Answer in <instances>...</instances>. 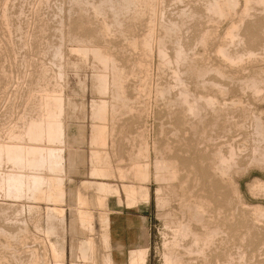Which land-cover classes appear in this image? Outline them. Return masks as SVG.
<instances>
[{
	"label": "bare ground",
	"instance_id": "6f19581e",
	"mask_svg": "<svg viewBox=\"0 0 264 264\" xmlns=\"http://www.w3.org/2000/svg\"><path fill=\"white\" fill-rule=\"evenodd\" d=\"M165 3V0H123L122 5L121 7H119V9H113L115 6L112 7V22L108 20L109 17L106 12L102 11V9L100 8H94V5V7H92L94 8V17H96L95 21L89 15L90 13L85 11V9H83L82 7H75L71 9V11L74 12V16L71 17V20L78 19V21L76 20V22L80 23H77L79 24L78 28H75L76 26L74 27V24L76 23L75 21H73L72 24H69L68 39L73 43L75 42L71 48V51L76 53L78 56H81V53H85L84 55H86V53L93 55L98 69L95 73L97 78V88L101 93H105L108 90H106L108 77H112L111 81L113 79L114 83H112L114 86L116 84H119L122 85L123 88H125V85L129 80V75L126 73L125 68L121 65V63L126 62L127 64L133 66L134 70H132L130 74L133 76L131 79L134 78L136 80L135 90L138 94V96H136V100L139 99L137 101L138 104L136 103L137 105H135L131 97L125 94V92H127L126 89L125 92L121 89V92H124L123 95L119 92L120 90H118L119 93L117 92L116 96L118 98H121V100L122 97L124 98V101L126 103H123H125L127 111L123 113L125 115V113L127 112V114L132 115V117H130L131 115H128L127 120L129 121L130 118L135 120L136 123L133 124L138 129L144 128L145 124L141 119L146 116L145 114L148 115L149 111H151V98L153 97V90L150 85L151 70L153 64L152 52L154 51V46L156 45L158 52L157 56H159L158 58L160 59V61L164 65L173 69L169 70H172L173 72V77H171L174 79V82H172V85H169L168 87L164 86V88L156 90L154 94L155 99L153 101H155V104L158 106L161 103L164 106L163 108H165L169 113L165 114V110L159 106L164 110V114L166 115H164L166 117L165 119H167L168 115H174V118L176 117V125L184 127L186 129L188 128L185 133L187 131L188 135L189 132L191 133L189 136H192L193 140L190 141H194L195 148L197 150H200L201 153L199 158V165L196 166V164H193V162L195 163L193 159H191L192 163L189 166L187 165L191 162L190 160L186 159L187 157H189V151H187L188 154L185 155V160H180V157L178 158L174 153L178 150L173 151L175 147L172 149V147L170 146L172 145V143H165L166 145H163L164 148L162 149L160 148L162 144H160V146L157 144V142H155V144L153 145L150 144V135L147 129L146 136L138 134L139 136H141L138 147L134 145L137 140L136 142L133 140L134 146L130 145L134 148L131 149L130 147V149L128 150L129 160L127 164L123 165L121 163L125 162L128 158L126 160L121 158L119 159L120 165L114 168L112 162L109 160L110 158L107 157L108 153H104L100 150L103 148H107V145L110 144L108 143L109 126L106 123V120L108 122L107 116L109 112V104L107 101H103L102 103H100L101 105H99L94 113V118L98 119L99 124L96 122V124L92 126L91 142L95 146V149L92 152L91 159V178L108 180L113 176H118L123 182H127L129 177H133L136 180L135 184L132 183L131 185H127V183H124L122 185L127 195L126 200H128L127 204L129 206H137L138 200L136 199V195L139 193L142 194L141 196L143 198V203L150 201L149 189L151 186L148 188V183L152 179L157 185L156 188L158 194L156 195L159 198L160 202L164 205L168 204L170 201H173V199L171 197H168L167 195L165 196L163 190L165 189L167 191H177V206H175L173 209L171 208L172 211L169 213L168 218L166 219V231H164L163 234L164 244L163 249L160 250V255L162 258L161 264H264V252L261 253L262 248H259L260 245L264 244V205L262 206V204H260L257 206H252L250 205V203L247 204L245 202H241L240 208L233 202L234 199H232L229 195V193L231 192L234 196L241 194L238 187L239 184H237L235 176L238 175V168L240 167L241 162L244 160L243 154L241 150L238 151L236 149L235 146L238 145H233L235 144L233 142V138L232 143L229 142L227 138V143L225 141V143L223 142L217 145H212L213 143H210V141L213 137L211 138L209 135H207V130L205 127V124H211V122L206 123L208 116L210 115L217 116L219 121L220 115L225 114L226 122H224V127H226L227 125L229 127V125H231L229 122L232 121L231 119L234 118L235 114L240 113L242 116H246V112L251 111L249 108L247 109L248 111H246L245 105L247 104V102L246 104H244L245 102H243L242 96V98L239 96V98H231L229 96L230 83L236 84L237 82L239 88L243 92H251L256 101L260 100L262 97V93H264V44H262L260 48H257L260 45L258 44L256 49L248 48L245 45L246 42L251 43V40L256 37V28L259 24V22H257V19L260 16H264V0H206L205 11L209 15V20L211 22L214 21V23L210 26L204 27L201 30L198 29L199 32L196 34L197 37L195 39V46L193 48L185 43V39L183 40L184 33L183 35L178 34V32L181 31L183 25L181 24V26L178 22L175 23V20H173L174 22H172L171 17L170 19L168 18V12ZM6 12L7 11L2 12L3 16H6ZM186 13L187 12L184 9L182 11V14ZM182 14L180 12L179 15L182 16ZM198 14H201V12L192 11V14L190 15L196 17ZM3 16L2 18H5ZM252 17H255L256 20H254L253 22H251L252 20L249 21V25L245 26L247 19L249 20ZM143 20L147 22V27L145 29L148 28V31L147 34H144L142 36L141 34L138 35V32L136 31L138 29L140 30V28L137 29V26ZM6 22L8 21L5 20V24H7ZM41 24L42 23H40L39 31L44 30V27ZM157 25H159V34L156 36L155 33ZM5 26H8V24ZM242 27L244 29V33L240 32ZM8 28L10 27L8 26ZM114 28L119 33H121V40H119L118 38L119 41H116V39L114 40V38L117 37L116 34L113 33ZM8 30L10 31V29ZM98 40H102L105 45H93V43L98 42ZM237 43L239 45H245V49H243L242 47V51L244 52L241 54L236 53L238 51L235 48V53H232L230 50V44H234V46H237L235 45ZM88 44H91V49L87 48ZM237 48L240 49V47ZM62 49V46L56 47L54 50V56L59 58L62 57ZM259 50H261L262 52L257 53V51ZM159 69H161L160 66ZM41 70V77L47 76L50 73V69L48 68H43ZM163 70H165V68ZM163 70H161V72ZM239 73L241 75L237 76L236 78V75ZM59 75H64L62 65H60ZM194 76L198 82V85H196L199 88V91L197 92H194L191 89L186 79L187 77ZM116 87L114 88L116 89ZM172 89H178V92L175 94V96H172ZM61 91L57 89L51 90L48 86L42 88V90L39 92L34 90L30 91V94L27 98V103L29 102L30 104H33V106H37V108L39 106L38 109L40 110V115L37 116L38 113H36L37 115L35 116H37V118L31 117L34 119L27 121L28 123L25 127V130L23 129V134L25 137V141L23 140L24 142H21V139L19 140V138L21 137V135L19 134L21 133L16 132V134H18L16 135L14 133V129H11L13 128L12 125V127L10 128L11 130L9 131L11 135H15H12L14 141L11 140L9 143L5 142L6 144L4 143L0 145V165L2 162L4 164L6 161H8L20 169L19 171L15 169L18 172L9 171L6 172L7 174L5 173L6 176L4 178V183L1 184L2 181L0 180V196H2L3 191V194L6 198L20 199L26 193V191H30L32 196L30 198L34 201L41 202L43 200H46L48 202H56L57 204L60 198H63V190L56 194L55 198L54 193L56 188H62L64 175H58L57 177L52 178V176L54 175L46 177L42 172L43 170L47 169L50 173H55L59 171L58 168H61L59 173H63L65 171L64 147L66 146V129L63 116L66 111V104ZM112 92L115 91L112 90ZM113 96L115 97V95ZM118 98H116L117 103ZM146 100H149V102ZM228 100H230L231 102H228ZM245 100L248 101L247 97ZM115 105V107L120 106L121 108V105ZM115 110H113V114H115ZM119 110L116 111L117 114ZM122 110L123 109L121 108V111ZM252 113L253 116L255 115V118H253L252 116L250 117L255 119V123H251L253 127L255 124V129L253 127L251 129L255 130V132L254 135H252L253 146H250L253 147L250 148L252 149V151L250 152L251 155H247L250 166L252 165L251 163H264V123L261 121V117H258L256 112L255 114L254 112ZM121 114L122 113H120V115ZM110 115L114 116L112 115V113ZM248 115L249 113L247 114V117H249ZM25 117H27L26 114ZM250 117L248 119H250ZM111 119L113 120L114 117H112ZM170 119L171 118H169V120ZM253 119H250V121ZM23 120H26V118ZM123 120H126V118H123ZM123 120H121L122 123H125L123 122ZM236 120L237 118L235 119V122ZM173 121L174 120H172V123ZM245 121L246 120H243V122ZM112 122L110 121V123ZM221 122L223 123V121ZM162 125H164L165 127V124ZM220 125L221 124H219V126ZM236 125L237 128L240 127H238V122H236L235 126ZM248 125L251 126V124ZM123 126L124 125H122L121 128ZM249 126L246 127L248 128ZM111 127L110 134L111 131H113L111 130ZM170 127H173L172 124ZM212 127L214 128L213 124ZM162 129L163 128H161V130ZM182 129H179L180 133ZM239 129L237 131L240 132ZM243 130H245V128H243ZM141 131L142 130L136 132L140 133ZM251 132L253 133V131ZM160 133L164 134V132L161 131ZM136 134H134V136ZM238 134L241 135L240 133ZM246 134L250 135L248 131L246 132ZM245 135L242 134V136ZM128 139L131 142L130 138H127L126 140ZM6 140L4 139L3 141ZM156 140H159L158 137ZM3 141H1V143H3ZM44 141H50L53 146H49L47 148H45L46 146H40ZM216 141H214V143ZM239 141L240 140H238V142ZM245 141L247 140L245 139ZM246 143H250V141ZM243 146L245 147V145ZM243 146L242 148H244ZM248 146L247 148L249 149ZM135 147H137V150L136 153H133ZM190 147L193 146L191 145ZM151 149H153L155 153V157L152 163V171L151 164L149 162V154ZM184 153L186 154V152L181 153V155L183 154V157L181 156L182 158H184ZM194 155L195 154L193 153V156ZM5 159L6 161L4 162ZM255 183L256 184L253 187L260 189V191L264 193V180L260 179ZM83 184L89 186L90 188H95V190L100 194L99 203L101 206H103L106 199L105 195L107 196V193L110 190L108 183L104 181L88 180L84 181ZM253 187L252 189H254ZM118 192L119 190L116 189V193ZM262 193L260 195H262ZM240 196L242 197V195ZM77 198L81 205L86 204V198L84 199L80 195L78 196V194ZM55 204H50L51 206H48L46 208V212L48 215L54 213L56 214L57 212L59 213L61 211V209L59 211V208H57ZM32 206L33 205L30 204L28 205V209L30 212L34 207ZM236 208H240V210L242 209L241 212L239 209L238 212ZM236 211L238 212L237 215ZM81 213L82 212H80V215ZM106 214L107 215H104L102 217V220L104 224L107 223L108 226L109 214L108 212ZM87 216L89 219L92 218L91 214L90 216L89 214H87ZM35 218L36 217H34V219ZM89 227L90 231L93 230V224L91 222L89 223ZM4 232H7V230ZM46 232L48 235H54V230L52 227L51 229L48 228ZM0 233H2L1 229ZM3 234L2 236H5ZM9 235L8 237H10ZM149 236V231L144 229L143 238L144 240H146V242L129 252L130 259L128 261V264H146L147 255L150 254L148 253ZM12 237L15 238V236ZM21 237L18 238L21 239ZM33 237L36 238V236ZM25 239L29 240L28 238ZM260 241V245L255 243ZM22 242H24V240L20 243ZM50 243L55 260L54 264H64L62 256L59 250H57L56 248L55 240H52V242ZM250 243H254L255 245H251ZM102 245L104 250H106L105 254H103L102 256V264H116L113 257L109 254L111 243L108 233L102 235ZM8 248H10V245L6 249ZM4 255L5 254H3L2 256L0 255V263L4 260V258L8 260V256L4 257ZM74 256L75 260L71 264H98L96 258V248L92 241L90 242V244L88 243L86 245H78L75 249ZM12 257L10 256V258ZM81 257L83 258V261L79 262V259ZM261 258H263V260H261ZM18 259H16V263ZM33 259L34 258H31V261ZM7 260H5L6 264H9ZM20 262L22 263V261Z\"/></svg>",
	"mask_w": 264,
	"mask_h": 264
},
{
	"label": "rangeland",
	"instance_id": "374dc122",
	"mask_svg": "<svg viewBox=\"0 0 264 264\" xmlns=\"http://www.w3.org/2000/svg\"><path fill=\"white\" fill-rule=\"evenodd\" d=\"M122 1L123 0H7V1L5 0L6 2L5 3L4 0H0V26H1L0 27V145L4 144L5 142L9 143L11 140L14 141L12 137L13 134L11 135L9 131L11 129H14L15 134L16 132L21 133L19 134L21 135V137L20 136L18 137H20L19 140L20 139L22 140L21 142H24L25 137L23 133L28 123L27 121L37 118V116L40 115V110L38 109L39 106L37 108V106H33V104H30L29 102L27 103V98L31 90L39 92L42 90V88L46 86H48L49 89L51 90L53 89H57L60 91L62 90L61 93L63 94L65 104H66L65 105L66 111L63 116L64 123H65V129H66V146L64 147L65 149L64 151L65 169L63 167L65 171L63 170L64 171L63 173L62 172L59 173L61 168H58L59 171L55 173H50L49 170L47 169L42 171L46 177L50 175L51 176L54 175L52 176L53 178V177H57L58 175H64L63 176L64 178L63 186L60 189L56 188L55 193H54V198L56 194L61 192V190H63L64 196L63 198H60L57 204L56 202H48L46 200H43L41 202L34 201L33 199L30 198L32 197L30 191L28 192L26 191V193L24 194L25 197L23 195L20 199L6 198L2 191V196H0V226H1L0 229L2 230V233H0V250L1 251L3 250V251L2 252L0 251L1 253L0 255L2 256L3 254H5L4 257L8 256L7 257L8 260L4 258V260L0 264H4V262L6 264L5 260H7L9 264H15L16 263L15 261L18 258L19 259L17 260L16 264H54L55 260L53 257L54 256L52 252L53 250H52L51 243H50L52 242V240H55L56 248L57 250H59L64 264H71L75 260V256H74L75 249L78 245H81V244L86 245L88 243L90 244L91 241L94 243V246L96 248L97 263L102 264V258H103L102 256L106 252V250H104L103 245H102V235L106 233L109 234L110 243H111L109 254L113 257L116 264L118 263L128 264V261L130 259L129 252H131L132 249L138 246H141L143 245L144 242H146V240H144L143 238L144 229L148 230L150 234L149 241H148L149 243L148 253L150 254L147 255L146 264H161L162 258L160 255V250L163 249V244H164L163 234H164V231H166V224H167L166 219L168 218V215L172 211V209L175 206H177L176 204L177 203V199H176L177 191H172V190L167 191L165 189L163 190V193L165 194V196L167 195L168 197H171L173 199V201H170L168 204L164 205L160 202L159 198L156 195L158 194L157 188H156L157 185L152 179L148 183V188L151 186L150 187L151 190L149 189L150 201L143 203V198L141 196L142 194L139 193L136 195L137 196L136 199L138 200L137 206H129L127 204L128 200H126L127 195L122 185L124 183L125 184L127 183V185L128 184L131 185L132 183L135 184L136 180L133 177H129L127 182H123L118 176H113L109 178L108 180L91 178V175H90L91 169H92L91 159H92V152L95 149L94 148L95 146L91 142V136H92L91 133H92V126L96 124V122L97 123L99 122L98 119L94 118V113L99 107V105H101L100 103H102L103 101H107L109 104V112L107 116L108 122L106 120V123L109 126L108 143L110 144L107 145L108 146L107 148L105 149L103 148L100 150L104 153H108L107 157L110 158L109 160L112 162L114 168L120 165L119 159L121 158L125 160L128 158L125 162L121 163L123 165L127 164L129 160L128 150L130 149L131 146H134V145H136L137 147L139 146L141 136H139L138 134L146 136L147 129L150 135L149 137L150 144L153 145L155 144V142H157L159 146L160 144H162V146H160V148L162 149L164 148L163 145L165 146L166 144L172 143V145L170 146L172 147V149L175 147L173 151H177V150L179 151V152L177 151L174 153L178 158L180 157L179 158L180 160H183V159L185 160L186 158L185 155L189 153L188 155L189 157H187L186 159L190 160L191 162L189 161L190 163L188 162L189 164L187 165L189 166L192 163L191 159H193V161H195V163L193 162V164H196V166H198L201 153H200V150H197L195 148L194 141H190V140H193L192 136L191 137L189 136L191 133L189 132V135L187 134L188 131L185 133V131L188 130V128L186 129L184 127H180L176 125L175 124L176 117L174 118V115H168L167 119H165L166 118L165 114H169V113L166 111L165 108H163L164 106L160 103L159 106L165 110V114H164V110L161 109L158 105H156L155 101H153L155 99L154 94L156 90L158 89L160 90L161 88H164V86L168 87L169 85H172L171 84L172 82H174V79L172 78L173 69L171 67L164 65L160 61V59L158 58L159 56H157L158 52H157V48L155 45L154 51L152 52V63L153 64H152L151 81H150V85L153 90V97L151 98V111H149L148 115L145 114L146 115L145 117L147 118L143 117V119H141L143 120L145 124L144 128L138 129L137 127L134 126L136 121L133 120L132 118L130 119H132L133 121L130 120L129 118H128L129 119L128 121L127 116L129 114H127L126 112L124 115L123 113L127 111L126 106H125L126 102L124 101V98L122 97V100H121V98H118L116 96L118 90H120L119 92L122 95L127 90L125 94L131 97L135 105L138 104L137 101L139 99L136 100L137 99L136 96H138V94H137V91L135 90L136 80L134 78L131 79L133 76L130 74V72L134 70L133 66L127 64L126 62L121 63V65L125 68L126 73L129 75L128 77L129 80L126 83L125 88H123L122 85H119V84H116L114 86L113 79L111 81L112 77H108V80L106 83V90L107 89L108 90L105 93H101L97 88V83H96L97 78H96L95 73L98 69H97V63L93 55L89 53H86V55H84L85 53H81L80 54L81 56H78L76 53L71 51V48L75 42L73 43L71 40L69 41L68 39L69 24H72L73 21L75 22L76 20L78 21V19L71 20V17L74 16V12L71 11V9L75 7H82L83 9H85V11L90 13L89 15L95 21L96 17H94V8H100L102 9V11L108 14V17L110 18V19L108 18V20L112 22V19H113V14L111 12L112 7L115 6L113 9H119V7H121L122 5ZM165 2H166L165 6L168 12L167 13L168 18L170 19L171 17L172 22H174L173 20H175V23L178 22L180 25L181 24L183 25L181 31L178 32V34L183 35L184 33L185 38L183 36V40L185 39L184 40L185 43L191 48H193L195 46V39L197 37L196 34L199 32L198 29L201 30L204 27L210 26L214 23V21L211 22L209 20V15L205 11L206 0L205 1L204 0H197V1L196 0H174V1L165 0ZM1 7L3 9L5 8L6 10L5 9L3 10ZM184 9L187 12L186 14H182V11ZM3 11H7L6 16L5 15L3 16V13H2ZM192 11H198V12H201V14H198L196 17H194L190 15L192 14ZM180 12L182 16L179 15ZM2 16L7 19L2 18ZM252 18L249 20L247 19L245 26L249 25L248 24L249 21L252 20L251 22H253L254 20H256L255 17H252ZM1 19H2V22H1ZM5 20L8 21L6 23L8 24L10 28H8V26H5L7 25L5 24ZM257 22H259V24L257 25V28H256L257 29L256 37H254L251 40V43L246 42L245 44L246 47L248 48L256 49L258 44L260 45L257 48H260L261 45L264 44V16L258 17ZM40 23H42L41 25H43L44 27L43 31H39ZM77 23H80V22H76L74 24V27L76 26L75 28H78L79 24ZM146 23L147 22L143 20L138 24L137 29L140 28V30L138 29L139 31L136 29L137 30L136 32H138L137 33L138 35L141 34L143 36L144 34H147L148 28L145 29L147 27ZM1 28H3L4 30ZM6 28L10 29V31ZM195 29H197L198 31ZM243 31L244 29L242 27L240 32L244 33ZM113 33L116 34L117 36L116 38H114V40L116 39L117 41L118 38L119 40H121V33L115 30V28H114ZM155 34L156 36L159 34V25H157L156 27ZM96 44H98L99 46L105 45L102 40H98V42L93 43V45H96ZM230 45L232 47V48L230 47V50L232 53L236 52L235 49H237L238 52L236 53L238 54H241L244 52L242 51V47L243 49H245V45L243 44L239 45L238 43L235 44L237 46H234V44H230ZM58 46H62L63 48L62 49L63 55L60 58L54 56V50ZM237 47H240L241 50ZM87 48L91 49V44H88ZM258 52L261 53L262 51L259 50L257 51V53ZM157 64L158 65L160 64L159 66L161 69H159V66ZM60 65H62V68L64 70L63 76L59 75ZM43 68L50 69V73L47 76L41 77L40 73H42L41 69ZM164 68L165 70H163ZM169 69H172V70H169ZM161 70L163 71L161 72ZM240 75H241L240 73L237 74L236 78L237 76H240ZM186 79L188 81L189 86L194 92L199 91V88L197 87L198 82L195 76L187 77ZM113 86L114 87L117 86L116 89ZM126 87L129 89V91ZM195 87H197L198 89ZM121 89L122 91H124L123 93L121 92ZM112 90L115 92H112ZM177 92H178V89L176 90L172 89V96H175ZM263 92H264V85H263ZM247 93L243 92L239 88V85L237 82L236 84L230 83V95L229 96L231 98L232 97L237 98L238 96L239 97L242 96L243 98L242 97L241 98L243 99V102H245L244 104H246L247 102V104L245 105L246 111H248L247 109L249 108L252 112H254V114L256 112L258 117L259 118L261 117L260 119L264 123V115H263L264 114V93H262V97H261L262 100L260 99L257 101L254 99V96H252L251 92L247 91ZM112 94L115 95V97ZM243 95H247V96H243ZM246 97L249 102L245 100ZM116 98H118V103L116 102L117 100ZM146 101L149 102V100H146ZM229 101L230 100H228V102ZM115 104H117V106L121 105V108L123 110L121 111L120 106L115 107L116 106ZM30 107L31 108L34 107V108L31 109ZM111 109L113 110L116 109L114 111L115 114H113V110ZM117 110L120 111V112L118 111V114L116 112ZM250 112H246V113L247 114L249 113L248 115L249 117L252 116L253 118H255V115L253 116L252 115L253 113L252 112L250 113ZM32 113H33V116H32ZM36 113H38V115ZM111 113L114 116H111L110 115ZM120 113L122 114L120 115ZM25 114L27 115V117H25ZM247 114L246 116H242L240 113L235 114L234 118L231 119L232 121L229 122L231 124L229 125V127L228 125L224 127L225 126L224 122H226L225 114H224L225 116L220 115L219 121H218L217 116L210 115L208 116L206 123L211 122V124L210 123H208V125L205 124V127L207 130L206 131L207 135H209L211 138L213 137L210 141V143H213L212 145H215V144L217 145L223 142L225 143V141L227 143L228 142L227 140H229V142L232 143V138H233V142L235 143L233 144L234 146L240 145L239 147L238 146H235V147L238 151L241 150L244 160L241 162L240 167L238 168L239 169L237 172L238 175H236L237 177L235 176V180L237 184H239L238 187L240 189L239 191L241 194L234 196L232 192L229 193L230 197L234 199L233 202L237 204L239 207H240L241 202H245L247 204L250 203V205L252 206L253 205L257 206L260 204H262L263 206L264 205V193H262L260 189L255 188L253 186L256 184L255 182L257 180H260V179L264 180V163H251L252 165L250 166L248 156L251 155L250 152L252 151V149L250 148H253L250 146H253V143H252L253 136L252 135H254L255 130L251 128L253 127L252 123H255V119L250 117V119H253L250 121V119H248L249 117H247ZM31 117H34V118H31ZM112 117H114L113 120L111 119ZM122 117L126 118V120H123ZM130 117H132V115ZM25 118L26 120H23ZM169 118L171 119L169 120ZM236 118L238 120V121L236 120V122H238L239 124L238 127L240 126L239 127L240 129L237 128V125L235 126ZM120 119L123 120V122H125L126 124L122 123ZM168 120L171 122H169ZM172 120H174L173 123L175 125L172 123ZM243 120H246L245 121L246 123L243 122ZM110 121L111 122L113 121L114 123L112 122L113 123L112 124L110 123ZM221 121H223V123ZM241 122H243L244 124ZM247 123L251 124V126H249ZM162 124H165V127ZM171 124L175 129L173 127L172 128L170 127ZM212 124L214 125V128L212 127ZM219 124L221 125L219 126ZM12 125H13V128H11ZM122 125H124L125 127L123 126L124 128L123 127L121 128ZM246 126H249L250 128L249 127L247 128ZM110 127H111V130H113L111 131V134H110ZM176 127L177 129L179 128L180 130L183 128L181 133L179 129L178 130L176 129ZM19 128L20 129L22 128V129L20 130ZM161 128H163L164 131L163 129L161 130ZM241 128L242 130L243 128H245V130L242 131ZM253 128L255 129V124ZM238 129L240 130V132L237 131ZM139 130H142V131L140 133L139 132L137 133L136 131H139ZM160 131L164 132V134L163 133L161 134ZM247 131L248 133H250L251 136L249 134H246ZM251 131H253V133ZM175 132L177 135L175 134ZM184 133L187 135H185ZM238 133H240L241 135H239ZM134 134L136 135L134 136ZM242 134L249 135L250 137L246 135L242 136ZM156 136L159 139L158 141L156 140L157 139ZM222 137H225V138H222ZM127 138H130L131 142L129 141V139L126 140ZM4 139L5 140L7 139V140L3 141ZM245 139L247 141H245ZM133 140L135 142L136 140L137 142L138 141L139 142L138 143L136 142L134 144ZM238 140L240 141L238 142ZM1 141H3V143H1ZM47 141L42 142L40 146L42 147L46 146L45 148L49 146H53V144L50 143V141L49 142ZM214 141L216 142L214 143ZM249 141L251 144L246 143ZM186 143H188L190 146L192 145L193 147H190ZM242 144L245 145V147ZM246 145L249 147L250 150L247 148ZM242 146L244 148H242ZM137 147H135V149L133 150V153H136ZM133 148L134 147H131V149ZM242 149L244 150V153ZM181 150L183 152H186V154L184 153V158H182L183 154L181 155V153L183 152ZM187 151L189 152L187 153ZM192 152L195 154L194 156ZM149 156H150L149 162L151 164V171H152L153 170L152 163L155 157V153L153 149L150 150ZM5 161L6 159L4 160V162ZM1 167L3 168V170ZM15 169L18 171L20 170L18 167L13 165L11 162L6 161L4 164L3 162L1 163L0 165V170H1L0 180L2 181L1 184L4 183V178L7 174L6 172L16 171ZM45 171L47 174L45 173ZM1 175L3 178L1 177ZM88 180L104 181L108 183L110 190L107 193V196L105 195L106 199H105V204L103 206H101L99 203L100 194L95 190V188H90L89 186H86L85 184H83L84 181H88ZM251 186L254 189H252ZM116 189L119 190L118 193H116ZM261 193L262 195H260ZM77 194L78 196L80 195L84 199L86 198V201H87L86 204L81 205L79 203ZM240 195H242V197ZM255 195H257L258 197ZM235 201H238V202H235ZM53 203L54 204L56 203L57 205L55 204V206L59 208V211L61 209V211L59 213L57 212L56 214L54 213V214L48 215L46 212V208L48 206H51L50 204H53ZM29 204L34 206V207L32 206L33 208L31 212L28 209ZM240 208H236V210L238 211V209L240 210ZM237 211H236V215L239 212ZM80 212H82L81 215H80ZM107 212L109 214L108 226H107V223L104 224L102 220V217L104 215H107L106 214ZM87 214H89V216L91 214L92 218L89 219ZM34 217L36 218L34 219ZM90 222L93 224V230L91 231L89 227ZM25 225H26V228H25ZM51 227L54 230V235H48L46 232L47 229L48 228L51 229ZM3 230L4 231L7 230V232L9 231L10 233L8 232L7 234V232H4ZM2 234L5 236H2ZM25 234H26V237H25ZM6 235L7 237L8 235L10 237L7 238ZM12 236H15V238ZM21 236H24V237H21ZM33 236H36V238H34ZM18 237H21V239ZM25 238H28L29 240H26ZM23 240L24 242L20 243ZM255 243L260 245L261 241L255 242ZM250 244L253 245L254 243H250ZM9 245H10V248L6 249ZM259 248H262L261 253H263L264 244L260 245ZM10 256L11 257L13 256V257L10 258ZM31 258H34L33 259L34 261L32 260L33 262L31 261ZM82 259L83 258L81 257L79 259V262L83 261ZM19 260L22 261V263ZM261 260H263V258H261Z\"/></svg>",
	"mask_w": 264,
	"mask_h": 264
}]
</instances>
